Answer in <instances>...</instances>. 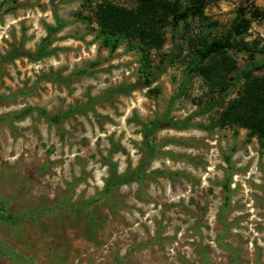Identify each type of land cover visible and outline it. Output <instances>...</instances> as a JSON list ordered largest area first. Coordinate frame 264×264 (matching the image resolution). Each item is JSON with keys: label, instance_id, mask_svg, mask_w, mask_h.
<instances>
[{"label": "rangeland", "instance_id": "obj_1", "mask_svg": "<svg viewBox=\"0 0 264 264\" xmlns=\"http://www.w3.org/2000/svg\"><path fill=\"white\" fill-rule=\"evenodd\" d=\"M98 1L0 0V209L14 216L0 219V264H264V146L211 127L220 109L202 112L215 96L198 75L177 95L187 39L228 36L251 5L262 16L228 54L247 65L245 42L264 62V0H210L178 27L183 55L128 92L137 42L110 49L78 18Z\"/></svg>", "mask_w": 264, "mask_h": 264}, {"label": "trees", "instance_id": "obj_2", "mask_svg": "<svg viewBox=\"0 0 264 264\" xmlns=\"http://www.w3.org/2000/svg\"><path fill=\"white\" fill-rule=\"evenodd\" d=\"M210 0H133L132 7H125L107 0L95 3L92 16L79 15L78 18L85 24L94 23L97 34L102 38L104 45L115 49L122 41L137 42L140 51V79L121 89L123 92L148 88L157 77V72L173 63L185 51L182 40L179 38L178 27L188 19H204L205 8ZM243 10L230 28L228 36L207 40L205 38H188V60L182 71V80L177 95H182L193 74L198 75L204 82L211 97L202 108V112H210L219 108L218 115L211 127L237 126L247 131L251 138H255L260 147L264 146V74H255L264 68V62L253 60L257 51L248 48L247 43L240 45L247 49L251 61L237 70L236 61L228 54V49L236 47L232 35L246 32L253 20L259 19L262 12L251 5L249 18L243 17ZM166 29H169L171 48L169 52L161 54L159 63L153 67L150 61L151 51H160L166 42ZM51 30V28H48ZM49 33L40 43L32 55L25 52L30 60H37L47 51L45 43ZM264 50V46H262ZM235 76L230 74L235 72ZM242 81L240 88L231 96L237 83ZM44 115H46L44 113ZM46 118L57 122L59 115H50ZM186 123L181 127H186ZM156 128L152 124L151 130ZM114 184L122 181V177H115ZM14 216L0 209V219L11 221Z\"/></svg>", "mask_w": 264, "mask_h": 264}]
</instances>
